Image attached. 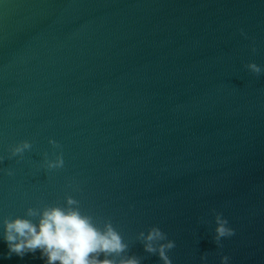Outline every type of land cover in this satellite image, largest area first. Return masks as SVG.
<instances>
[{
	"label": "water",
	"instance_id": "1",
	"mask_svg": "<svg viewBox=\"0 0 264 264\" xmlns=\"http://www.w3.org/2000/svg\"><path fill=\"white\" fill-rule=\"evenodd\" d=\"M66 196L141 264L152 226L172 264H264V0H0V218Z\"/></svg>",
	"mask_w": 264,
	"mask_h": 264
},
{
	"label": "clouds",
	"instance_id": "2",
	"mask_svg": "<svg viewBox=\"0 0 264 264\" xmlns=\"http://www.w3.org/2000/svg\"><path fill=\"white\" fill-rule=\"evenodd\" d=\"M246 67L253 73L262 71L261 66L253 62ZM49 144L57 146L52 139H49ZM30 147L27 140L16 143L10 147L9 156L22 155ZM63 164L59 153L54 158L44 154L42 159V166L47 169L61 168ZM5 172L13 175L12 169ZM78 203L73 197L66 196L64 207H29L23 216L0 218V240L6 244L7 257L12 254L23 257L39 249L45 264H141L140 258L135 255L121 256L128 245L110 222L106 221L102 228L98 227L91 216L80 211ZM33 217L36 219L33 220ZM214 222L213 240L217 248H221V238L232 236L234 229L220 213H215ZM136 238L142 242L145 252L156 254L162 264H172L167 252L175 247V242L168 239L159 227L152 226L146 232L141 231ZM100 254L104 258H100ZM110 255L120 258L111 259ZM200 264H207L205 255L200 256ZM220 264H230V257L220 255Z\"/></svg>",
	"mask_w": 264,
	"mask_h": 264
}]
</instances>
